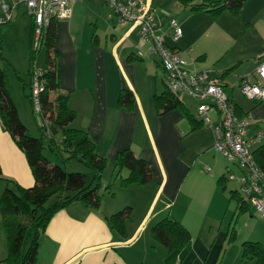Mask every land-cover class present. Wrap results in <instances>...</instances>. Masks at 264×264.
Wrapping results in <instances>:
<instances>
[{"label": "crops", "instance_id": "obj_1", "mask_svg": "<svg viewBox=\"0 0 264 264\" xmlns=\"http://www.w3.org/2000/svg\"><path fill=\"white\" fill-rule=\"evenodd\" d=\"M145 1L155 10L157 18H164L161 21L165 41L181 54L183 31L178 39H172L167 16L183 20L188 13L192 15L193 12L186 10L177 0ZM167 9V16L163 17ZM224 13L214 32L220 40L229 44L232 53L230 57H221L223 64L215 67L218 73L206 68L205 61H194L195 66H191L192 63L186 60L191 67L208 69L212 76L221 80L236 110L250 117L248 134L251 135L256 129L264 127V100L244 103L237 99L235 84L230 85L227 76L233 74L241 80L243 75L252 73L251 78L258 80L254 70L264 60V0H244L237 14L229 10ZM81 18H86L89 23L100 20L108 25L109 30L101 36L96 32L91 39L86 36L77 45L70 29ZM27 19L25 5L19 2L11 20L0 25V42L1 36L9 32L19 38L29 33ZM144 41L137 27L119 24L103 0H77L72 5L71 16L56 21L55 48L59 57L60 90L68 93V106L75 112L69 126L87 132L94 142L96 153L105 157L99 186L105 184L107 192L110 191L111 183L126 189L127 195L122 201L124 206L130 205L132 213L136 207H140V213L126 220L127 236L114 239L107 223V217L114 211L113 203L104 204L100 198L99 206L93 207L80 200L72 201L59 208L40 232L33 264H164L166 248L152 236L151 226L167 214L184 224L191 233L190 249L179 264H216L218 260L230 220L226 224L223 217H217L221 204L216 186L208 188V191L192 188L198 178L195 175L189 177L193 160L186 155L189 149L187 137H199L203 129L210 131L213 143L211 126L202 122L197 114L194 117L184 104V110L190 113L191 119L182 107L163 114L159 112L155 97L166 87L158 89L157 74L164 81L163 71L157 57L153 54V61L152 53L145 50ZM152 65L155 70L153 75L150 74ZM239 85H236L238 89ZM123 89L133 94L131 108L127 109L118 103ZM260 144H264V136L253 148ZM124 148H130L136 156L148 161L155 172L152 180L123 186L120 179L129 173L124 167L119 168L114 177L115 170L111 166L115 164L116 154ZM107 167L109 174L105 172ZM205 169L210 170V167L206 166ZM0 173L14 178L25 187L34 183L24 152L1 122ZM3 188L4 184L0 180V194ZM107 205L108 211H105ZM115 206L117 208L120 205ZM234 209L235 205L231 216ZM248 219L249 222H264L259 213L258 218L253 217L252 211H249ZM221 234V246L211 257ZM243 238L242 241L260 242L258 237L251 235ZM2 245L0 228V264H5L3 260L7 249H3Z\"/></svg>", "mask_w": 264, "mask_h": 264}, {"label": "trees", "instance_id": "obj_2", "mask_svg": "<svg viewBox=\"0 0 264 264\" xmlns=\"http://www.w3.org/2000/svg\"><path fill=\"white\" fill-rule=\"evenodd\" d=\"M190 11H205L216 14L229 10L237 14L244 0H177ZM29 18V45L32 56L37 49L32 47L34 22ZM56 21H51L42 32V45H45L46 68L42 70L40 80L42 89L39 91L40 114L46 122L42 132L47 137V147L59 156L61 151H67L71 157L77 158L93 171L92 180L88 181L84 172L68 171L60 164L52 163L45 157L42 137L26 133V126L20 120L16 107L5 84V75L0 68V122L21 147L29 163L34 183L30 186H20L15 181L4 178L6 184L0 194V212L6 235L7 255L5 264H33L36 259L40 232L45 228L52 215L61 207L75 200L98 207L100 195L97 192L99 179L104 169L106 159L96 153L94 142L87 132L69 126L75 117V112L68 106V93L60 90L57 51L55 48ZM28 96L32 100L31 80ZM156 106L161 114L176 107H183L178 95L164 89L155 97ZM118 103L131 108L134 100L128 89H123L118 97ZM184 113L191 119L190 113ZM238 115H244L236 110ZM201 122V121H200ZM46 127V128H45ZM254 157L264 171V144L253 150ZM62 155V154H61ZM115 168H127L129 173L121 177L123 186L131 183H145L155 177V172L148 161L138 157L130 148H124L116 154ZM221 177L217 179L220 184ZM15 187L10 186L12 183ZM221 189H225L221 185ZM71 194H66L67 192ZM229 198L235 200V209L228 225L226 239L233 237V218L246 210L247 200L238 191L231 190ZM51 200L47 205L46 203ZM132 207L124 206L107 217V223L114 239H124L126 220L130 218ZM152 236L166 248L164 264H179L186 256L191 246L189 229L177 219L167 214L151 226ZM244 257L254 260V264H264V248L259 241H242Z\"/></svg>", "mask_w": 264, "mask_h": 264}, {"label": "rangeland", "instance_id": "obj_3", "mask_svg": "<svg viewBox=\"0 0 264 264\" xmlns=\"http://www.w3.org/2000/svg\"><path fill=\"white\" fill-rule=\"evenodd\" d=\"M195 1L200 2L201 0ZM186 10L190 11L189 9ZM165 11H168V9L164 10L163 17H165V15L167 14ZM190 12H193L192 15L188 13L185 19L183 18V20L179 17L172 16L176 18L178 24L181 26V29L183 31V35L180 41L182 48L180 55L186 58L190 63H192L191 66H195L193 63L194 61L201 60L205 61L206 68L215 70V67L223 64V60L221 61V57H230L232 53V50L229 49V44H225V42L220 40L219 35L215 34L214 32L215 27L220 23L222 13L225 14V10L216 14H212L210 12L205 11ZM167 17L171 18L170 16ZM158 19L161 21L164 18L161 19L159 17ZM78 21L79 22L77 24H74L70 29L71 35L76 37L75 40L77 45H79L81 41H84V38H86V36L91 39L93 34H95L96 32H99V35L101 36V34L103 35L109 30L108 25L105 23H101L100 20L97 23L94 21L92 23L86 22V18H81V21L80 19ZM1 39L2 40L0 42V68L4 72L5 84L13 101V104L16 107L18 116L23 122V124L26 126V133L31 136L39 138L42 137L44 145V155L45 157L49 158L52 163L60 164L63 168L68 171L84 172L86 175H88L90 179V177L93 176V171L89 169L86 165H84L82 162H80L77 158H69L71 157V155L67 151H61V153H59V156H57L49 149V147H47V137L43 134L41 127L45 123V121L41 116L40 112L34 109L33 101L28 96L30 90L29 83L31 80L32 71L35 69L44 70L46 68L45 45H41L40 49L36 51L35 54L32 56L29 45V33L19 38L16 34L9 32L4 36H1ZM144 44V48L147 51L148 43L145 42ZM154 57L155 56H153L152 54L151 59L153 60ZM58 59L59 57L57 56V61ZM154 71L155 70L153 66L152 70L150 69V74L153 75ZM214 73L217 74L218 71L215 70ZM227 81L230 85L235 84L234 92L235 97L237 99L243 101L244 103H249L250 101H252L248 99L236 86L240 84L241 80H238L233 74H229L227 76ZM157 87L160 90H163L165 88L164 81H162V79L160 78L159 73L157 74ZM179 99L188 108V111L194 117H196V105L198 103V100L193 99L189 95L184 93L180 94ZM209 135L210 131L206 128L201 131L199 137L193 138L190 135L186 139V144L189 148L186 155L187 158L193 160V167L191 169L189 177L195 175V178H198L196 184L192 186L194 190L208 191V188H215L216 186L220 195L219 203L221 204V210L217 217H223V222L227 224V222L232 218L231 213L235 205V200L233 198H229L230 191H237L238 189V182L234 179H229L227 177V172L228 169L231 168L233 172L238 174L239 170L235 164L227 162L226 159L221 155V153L213 149V143L212 140H210ZM207 140L209 141L206 144ZM114 165L115 164L111 166L109 164V167L111 166V169L113 168L114 170ZM206 166H209L210 170H206ZM109 167L105 169V172L108 174ZM117 173L118 169L116 168L114 172V177H116ZM1 175L4 178H9L18 183L20 186H23L14 178L5 176L3 173H1ZM210 175H212L211 178ZM219 177H221L220 184H218L217 182V179ZM0 180H2V183L5 186V179L0 178ZM9 185L15 187L13 182ZM221 185H224L225 189L222 190ZM110 186V191L107 192V190L104 188L105 184L101 183L97 189V192L100 195L101 201L104 202V204H110L111 202L114 204V211H118L119 209H122L125 205L122 201L127 195V191L126 189H121L118 185H112V183ZM66 194H71V192L68 191ZM50 201L51 200H49L46 205ZM247 202L248 205L246 207V210L237 214L232 219L234 225L232 239L224 240L221 246L220 241L223 235H219V238L211 254V257H213L215 252L218 250L219 246H221L218 252L219 256L216 264H254V260L252 261L250 258L244 257V251L241 243L245 235L258 237L260 239V242L262 243V247L264 248V222H260L261 224L258 223L256 220L249 222V211H252L253 217L255 216L256 218H258V211L252 208L253 206L248 200ZM116 204L120 206H117V208H115ZM107 207L108 205L104 207L105 211H108ZM139 209L140 207H136L134 209V212L131 213V215H137L138 213H140ZM0 221L3 244L2 246L3 249L6 250V235L3 230L4 228L2 224V219H0ZM236 232L238 236H236Z\"/></svg>", "mask_w": 264, "mask_h": 264}, {"label": "built area", "instance_id": "obj_4", "mask_svg": "<svg viewBox=\"0 0 264 264\" xmlns=\"http://www.w3.org/2000/svg\"><path fill=\"white\" fill-rule=\"evenodd\" d=\"M75 1L0 0V25L9 22L17 4L23 2L34 22L32 47L39 50L44 28L53 20L69 18ZM103 1L111 8V14L119 24L137 27L140 37L148 43L147 50L157 57L166 89L175 95L184 93L198 100L196 114L202 122L211 126L214 149L239 170L236 174L229 168L227 177L238 182L239 194L251 203L264 220V171L253 154V145L264 136V127L248 134L250 117L236 113L235 104L218 77L212 76L208 69L191 67L175 47L167 44L163 23L149 4L143 0ZM168 23L172 29V39H178L182 35L181 26L174 18H169ZM41 73L42 70L35 69L31 75L32 101L36 111L40 110ZM254 73L258 80H253L252 73H247L242 76L239 88L248 99L257 102L264 100V60L258 63Z\"/></svg>", "mask_w": 264, "mask_h": 264}]
</instances>
